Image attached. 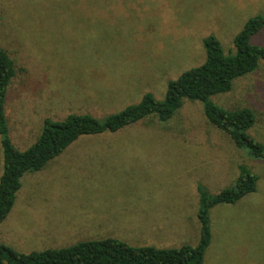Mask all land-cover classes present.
<instances>
[{
    "label": "rangeland",
    "instance_id": "1",
    "mask_svg": "<svg viewBox=\"0 0 264 264\" xmlns=\"http://www.w3.org/2000/svg\"><path fill=\"white\" fill-rule=\"evenodd\" d=\"M264 0H0V49L14 62L5 101L9 138L20 151L46 119L99 120L164 99L168 83L205 62L213 36L225 54ZM264 47V29L251 38ZM211 100L254 114L248 132L264 145V63ZM256 191L210 210L203 264H264V161L237 149L184 103L165 123L149 117L113 134L82 137L42 171L25 174L0 224V244L20 254L112 238L131 247L177 248L199 239L198 187L215 196L238 167ZM3 152L0 145V177Z\"/></svg>",
    "mask_w": 264,
    "mask_h": 264
},
{
    "label": "trees",
    "instance_id": "2",
    "mask_svg": "<svg viewBox=\"0 0 264 264\" xmlns=\"http://www.w3.org/2000/svg\"><path fill=\"white\" fill-rule=\"evenodd\" d=\"M264 29V16L249 19L234 38V52L225 54L218 40L203 41L205 62L183 72L168 83L163 100L145 94L135 105L102 120L91 115L70 114L62 121L44 120L36 141L26 150H18L9 138L5 101L11 80L16 76L14 62L0 49V145L3 152V172L0 177V224L11 211L25 174L42 171L52 160L82 137L113 134L149 117L161 123L172 119L184 100L200 102L207 122L225 133L237 149H244L254 159L264 161V145L249 135L254 114L248 109L226 111L211 98L231 91L233 83L257 70L264 63V47L251 43V38ZM258 178L245 166L238 167L234 186L211 196L198 187L199 239L196 245L177 248L131 247L112 238L83 241L72 246L20 254L0 244V264H203L211 242L209 213L221 204H234L256 191Z\"/></svg>",
    "mask_w": 264,
    "mask_h": 264
}]
</instances>
